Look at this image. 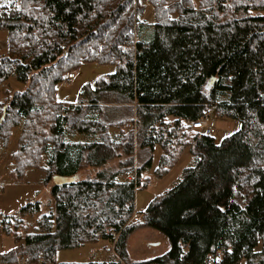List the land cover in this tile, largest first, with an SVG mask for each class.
Here are the masks:
<instances>
[{"label": "trees", "instance_id": "obj_1", "mask_svg": "<svg viewBox=\"0 0 264 264\" xmlns=\"http://www.w3.org/2000/svg\"><path fill=\"white\" fill-rule=\"evenodd\" d=\"M148 2L152 24L143 0H0V31L8 33V54L0 57V122L7 108L0 142L7 147L21 129L13 175L19 181L29 169L42 171L55 202V213L24 239L7 221L19 230L40 213L39 202L4 220L18 247L0 254V264L22 257L57 264L60 250L101 240L113 245L116 260L100 264H204L219 255L223 264H264V0ZM86 63L117 70L84 91L87 102H57L63 80ZM11 78L27 90L12 92ZM108 95L137 105L135 120L118 123L116 136L115 124L101 118ZM210 110L241 129L222 143L194 129ZM176 146L188 148L195 165L137 220L136 193L148 186L141 179L155 149L163 177L181 159ZM137 149L144 164L134 172ZM123 157L119 170L107 168ZM83 166L97 171L94 179H80ZM55 176L75 181L57 186ZM140 229L163 234L169 251L131 260L128 242Z\"/></svg>", "mask_w": 264, "mask_h": 264}, {"label": "rangeland", "instance_id": "obj_2", "mask_svg": "<svg viewBox=\"0 0 264 264\" xmlns=\"http://www.w3.org/2000/svg\"><path fill=\"white\" fill-rule=\"evenodd\" d=\"M148 1L143 0V4L146 6L144 17L149 24H152L154 23V7ZM24 8H30L29 4L26 5L25 3ZM7 54L8 33L6 31H0V57ZM116 70V66L114 65H100L97 63L83 64L75 72V78L72 82L59 86L56 94L57 102L62 104H77L85 100L87 102V96L84 95V91L95 88L100 79H107ZM8 83L12 92H25L28 88V84L20 83L16 78H11ZM101 102V108H103L104 113L101 118L105 119L108 123L115 124L111 128L113 135L116 136L120 133L121 128L118 123L124 124L125 122L129 124L135 120L136 104H126L125 100L115 95H108ZM210 116L216 123V132L212 136L217 143H222L224 139L241 129L240 122L219 117L213 110H210ZM125 130L128 132L131 129L126 128ZM20 135L21 129H15L7 147H4L0 142V254L8 253L18 247L15 238L9 236L3 230L2 225L7 217H20V212L23 207L36 202L40 203V213L35 217H26L24 219L25 224L19 227V230L15 229L16 226L18 227V223L15 220L7 221L6 228L14 230L17 235H20L24 239L26 235L37 233V223L42 216L55 213V202L50 192L52 182L49 185L45 184V174L42 171L29 169L25 173L24 178L19 181L13 175L14 166L11 158L18 151ZM189 136L192 137L193 133ZM68 141H85V138L81 136H69ZM138 152L137 149L135 166L133 167L134 172L144 164ZM173 155L181 159L170 169L168 174L162 177V175L157 173V168L160 166L162 160V151L160 147L155 149L152 167L146 171L141 179L142 186L147 184L148 181H150V185L144 186L145 188L139 189L136 193L135 209L138 216L137 220L142 218V213L146 211L148 206L156 198L161 197L182 180L185 168L195 165V159L188 151V148L176 146L173 150ZM166 157L171 158V155H167ZM120 160H122L121 162H125L127 159L123 157L110 162L107 168L113 171L119 170ZM46 162L47 157H44L43 166L46 165ZM96 174L97 171L83 166L79 177L80 179H94ZM128 244L131 249L130 259L137 262L139 260H151L168 251L170 248L168 239L163 234L151 229H140L136 231L129 239ZM111 247L110 242L101 240L96 244L86 245L77 249L60 250L56 256L57 264L109 263L116 260L113 252L109 250ZM260 250L261 245L256 251L259 252Z\"/></svg>", "mask_w": 264, "mask_h": 264}, {"label": "built area", "instance_id": "obj_3", "mask_svg": "<svg viewBox=\"0 0 264 264\" xmlns=\"http://www.w3.org/2000/svg\"><path fill=\"white\" fill-rule=\"evenodd\" d=\"M75 78V74L71 73L69 74L65 79L63 84L66 85L70 82L73 81V79ZM194 129H201L205 132L206 135L208 136H212L213 134H215L216 130V123L211 119L210 114H206L202 120L195 122L192 124ZM134 126L129 125L126 126V128H130L132 129ZM147 185H150V181L147 182ZM18 264H29L28 260L25 257H22L19 260ZM204 264H223V257L222 255H219L218 257H214V256H209Z\"/></svg>", "mask_w": 264, "mask_h": 264}, {"label": "water", "instance_id": "obj_4", "mask_svg": "<svg viewBox=\"0 0 264 264\" xmlns=\"http://www.w3.org/2000/svg\"><path fill=\"white\" fill-rule=\"evenodd\" d=\"M215 83V79L212 78L211 81L209 82V84L207 85V88H211L212 84ZM6 110L7 108H4V113L3 116L1 118V122L3 121V119L5 118L6 115ZM0 122V123H1ZM75 181V177H60V176H55L53 178V183L57 186H63V185H67V184H71Z\"/></svg>", "mask_w": 264, "mask_h": 264}, {"label": "crops", "instance_id": "obj_5", "mask_svg": "<svg viewBox=\"0 0 264 264\" xmlns=\"http://www.w3.org/2000/svg\"><path fill=\"white\" fill-rule=\"evenodd\" d=\"M111 245H112V244H111ZM109 250L113 252V255H114L115 259H116L115 253H114V251H113V245H112V247H111ZM128 251H129V254H130V256H131V249H130L129 244H128ZM168 251H169V250H168ZM168 251H165L164 253H162V254H160V255H163V254L167 253ZM9 252H10V251H9ZM4 254H5V253H4ZM160 255H159V256H160ZM139 261H142V260H139ZM40 264H42V263H40ZM99 264H100V263H99Z\"/></svg>", "mask_w": 264, "mask_h": 264}]
</instances>
